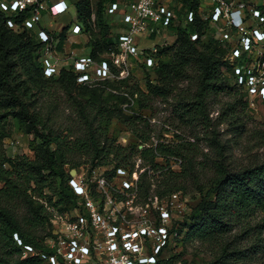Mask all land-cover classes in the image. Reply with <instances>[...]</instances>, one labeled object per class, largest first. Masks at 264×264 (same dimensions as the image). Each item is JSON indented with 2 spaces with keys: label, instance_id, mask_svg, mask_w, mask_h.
I'll return each instance as SVG.
<instances>
[{
  "label": "trees",
  "instance_id": "trees-1",
  "mask_svg": "<svg viewBox=\"0 0 264 264\" xmlns=\"http://www.w3.org/2000/svg\"><path fill=\"white\" fill-rule=\"evenodd\" d=\"M118 2L121 1L112 0V4ZM180 2L182 19L190 12L194 13L195 19L192 23L186 22V28H175L179 46L171 49V56L167 60L158 63L155 59L156 66L150 69L157 67L158 80L156 84L149 81L147 92L139 91L136 102L137 109L143 111L150 109L153 100L167 101L176 84L190 79L189 70L198 67L200 75L196 94L186 104H181L182 116L196 122L209 117V100L213 95L224 94L236 87L231 88L222 67L231 70L234 77L236 74L235 68L222 60L218 43L212 37H208L206 42L201 41L212 26L210 20L205 21L198 16L202 1ZM258 9L264 16V6ZM108 10L107 14L110 15ZM91 13V1L78 0L76 14L83 26L89 24ZM26 15L24 13L22 18ZM100 15H103L102 10ZM6 20L7 15L0 11V94L7 95L0 99V109H10L8 116L28 124L31 133L41 142V149L37 158L31 160L24 155L8 157L0 147V264H48L42 257L52 254L47 241L54 238L53 230L46 232V226L53 217L48 207L61 208L68 202L64 214L78 207L80 201L69 183L71 171L89 164L95 167L115 163L112 172L130 165L131 169L126 170L133 173L131 160L135 156L143 162L142 168L145 169L137 184L141 202L147 203L155 196L163 199L176 192L195 190L200 193L201 202L194 208L198 218L190 228L188 238L216 244L212 264H253L257 260L263 249L260 244L262 240L258 238L252 243L254 236L250 229H246L245 222L249 223L258 213L264 214V162L232 168L224 162L223 156L220 160L206 159L208 156L200 144L190 140L176 145H150L151 131L134 125H131L133 134L143 148L124 147L110 137V118L108 120L105 111L98 108L94 114L80 106L79 123L65 127L59 125L56 121L59 116L52 109L46 112L45 105L40 106V98L36 99L27 82L22 80L18 61L25 60L28 64L40 66L41 84L60 82L75 89L85 88V85L78 83L73 66L69 70H61L58 79L55 76L46 77L44 63L38 62L46 44L39 40L38 30L13 31L8 29ZM43 22L40 29L46 31ZM69 25L57 34L46 31L53 42L57 41L56 49L59 52L64 51ZM173 26L174 23L169 29ZM108 30V26H104L105 34ZM105 34L101 38L103 44L95 45L89 54L97 62L105 59L106 56L98 58L97 52L104 51L107 45L119 49L120 34L114 38ZM192 35H198V39L193 41ZM152 38L155 39L156 35ZM105 40L107 45H104ZM236 65H241L240 61ZM105 82L110 84L108 80ZM116 116L125 120L120 113ZM4 118H7L6 115ZM160 161L165 162V166L160 165ZM172 162H176L178 171L172 170ZM47 191H54L58 196L54 204L52 199L49 200V206L41 203L47 199ZM259 229L264 231V226ZM25 246L33 248L36 255L24 257Z\"/></svg>",
  "mask_w": 264,
  "mask_h": 264
},
{
  "label": "rangeland",
  "instance_id": "rangeland-1",
  "mask_svg": "<svg viewBox=\"0 0 264 264\" xmlns=\"http://www.w3.org/2000/svg\"><path fill=\"white\" fill-rule=\"evenodd\" d=\"M68 1L72 8L70 14L64 17L53 16L49 23L53 24L56 29L62 25L70 24L67 34L68 45L70 47L72 43L78 46V48H75L72 45L70 49L67 48L66 51L59 52L56 49L57 41L54 43L55 47L52 52L53 57L59 63V73L63 69H70L74 61L73 58L90 54L95 45L103 44L101 38L105 34L104 26L109 28L108 33L105 35L112 38L120 34L124 28L120 21V13L114 16L107 14L112 0H90L92 13L87 27L83 26L77 19L76 4L78 0ZM120 1L124 2L123 0ZM163 1L169 2L180 18L174 22L172 29L163 31L155 39L152 36L149 38L143 37L140 41L142 49L155 48V51H149L148 54L156 59L158 63L161 60H167L171 56V49L179 46L177 42L178 34L175 28L179 26L181 28L187 27L185 15L182 19L179 12L182 2L180 0ZM244 2L251 6H264V0H244ZM100 10L103 12L102 16ZM201 10L199 9L198 16L205 21L209 20L210 11H206L204 7ZM242 18H244L243 30L239 28L240 24H238V27H231L229 22L223 20L220 23L211 24L208 33L201 39L202 42H206L208 37H212L218 43L222 60L229 63L233 69L237 66L236 61L232 58V49L239 47L243 37L251 36L254 29L264 32V23L258 24V21L251 20L248 10ZM46 23V20H44L43 25L45 26ZM234 28H238V30H234ZM53 34L57 33L53 32ZM104 45H107L106 40ZM107 46L104 51L97 52L98 58L101 59L112 53H121L117 47ZM251 56L254 64L245 69L247 71L244 75L246 76L255 69L256 75H264V41L254 43ZM38 62H43L42 50ZM144 62L142 56L138 59H129L122 76L120 71H113L114 78L108 80L110 84L106 82L87 84L85 88L78 87L77 89L60 82L51 83L50 85L41 84L39 79L40 66L28 64V61L25 60L18 61V71L22 80L27 82L31 92L36 95V99L40 98V106L44 104L46 112L49 109L54 110L56 116H59L56 120L57 123L63 127L74 126V123H79L77 120L81 116L80 106L94 114H96L98 108V110L105 111L108 120L110 118V137L116 140L117 144L124 147H135L137 150L143 148L141 142L133 134L131 125H134L151 131L150 145L161 143L176 145L190 140L200 144L204 153L208 156L206 159L220 160L223 156L224 162L232 168H244L264 162V97L250 95L248 86L241 83L235 69L236 77L233 76L231 70L228 71L222 67L224 76L231 82V88L234 85L236 87L224 94L213 95L209 100V117H203L199 121L193 122L188 117L182 116L181 104H186L189 98L196 94L200 75L198 67L189 70L190 79L176 84L170 99L167 101L153 100L150 103V109L139 111L136 102L138 92H147L148 82L156 84L159 77L157 67L156 69H150L145 66ZM59 73L55 76L56 79H58ZM6 96L0 94V99ZM15 110L18 112V108ZM9 111L10 109H0V147L8 157L13 158L24 155L31 160H35L41 149V142L31 133L28 124L19 118L8 116ZM117 113H120L125 120L118 119ZM5 115L7 118H4ZM136 118L139 119L136 120ZM200 160L203 161V159ZM131 164H134V171L138 170V173L141 172L140 170H145L142 168L143 162L138 156L133 157ZM160 165L165 166V162L160 161ZM171 165L173 171L179 170L176 162H172ZM113 166H115V163L104 166L96 165L95 167L89 164L84 167L91 171L97 170L100 174L105 171V167L109 170ZM126 169H131L130 165ZM80 170L81 168L76 171L81 174ZM78 173L74 177H77ZM83 179H85L84 182L88 180L85 176ZM46 194L47 199L41 201L46 206L50 205L49 200L51 199L53 204L58 201V196L54 191H47ZM185 194L187 209L184 213H179L173 221L175 227H179L180 239L166 248L161 256V262L162 264H212L215 261L216 244L188 238V232L195 225L198 218L194 208L200 204L201 195L195 190H190ZM67 203H64L61 208L51 205L48 207L51 214H53L52 220H54V217L62 215ZM262 226H264V214L261 213L256 214L249 223L245 222L246 229H250L254 236L252 243H255L258 238L262 240L260 244L263 249L253 264H264V231L259 229ZM46 228L47 233L50 230L52 232V221L49 222Z\"/></svg>",
  "mask_w": 264,
  "mask_h": 264
},
{
  "label": "built area",
  "instance_id": "built-area-1",
  "mask_svg": "<svg viewBox=\"0 0 264 264\" xmlns=\"http://www.w3.org/2000/svg\"><path fill=\"white\" fill-rule=\"evenodd\" d=\"M202 7L210 11L211 24L229 22L231 27L243 30V14L250 12V19L264 23V16L258 9L244 0H201ZM71 8L65 0H0V11L7 15L6 25L13 31L38 30L39 40L46 44L43 50L44 74L51 78L59 73V63L53 57L54 42L50 35L40 29L43 13L58 17L67 14ZM26 13L25 18L22 15ZM108 13H120V54L106 55L102 61H95L89 54L73 58L74 72L82 85L105 82L114 78L113 69L123 75L129 59L143 57L147 67L156 65L148 51L142 49L143 37L160 35L169 30L178 15L169 2L163 0H127L112 4ZM195 19L193 12L186 15V22ZM238 30V28H236ZM198 35H192V40ZM264 41V32L254 29L251 36L243 37L239 47L232 49V58L241 65L235 71L242 84L248 86L250 95L264 97V75L252 70L246 77V68L253 65L251 56L254 43ZM259 78V79H258ZM259 80H261L259 82ZM139 169V166H138ZM101 170V167H100ZM103 173L82 167L77 177H72L70 186L80 198L78 207L69 213L54 217V238L47 241L52 251L42 255L48 264H162L161 256L166 248L180 239L179 227L173 221L184 213L187 197L176 192L164 199L150 198L141 202L138 192V170L130 173L124 168ZM75 171V170H73ZM72 171V172H73ZM107 171H109L107 173ZM76 173V174H77ZM88 179L84 182L85 179ZM17 239V238H16ZM20 243V241H19ZM36 255V251L25 246L24 257Z\"/></svg>",
  "mask_w": 264,
  "mask_h": 264
},
{
  "label": "crops",
  "instance_id": "crops-1",
  "mask_svg": "<svg viewBox=\"0 0 264 264\" xmlns=\"http://www.w3.org/2000/svg\"><path fill=\"white\" fill-rule=\"evenodd\" d=\"M56 1H58V0H52V2H56ZM66 2H69L68 0H65ZM71 10H72V8H70V10H69V12L67 13V14H64V15H61V16H59V17H64V16H67V15H69L70 14V12H71ZM46 15L44 16V20H46V25L44 26L45 28H46V31L47 32H51V33H53V32H55V33H59V32H61V30H62V28L63 27H65V26H67V25H62V26H60L58 29H56L54 26H53V24H49L50 22H51V20H52V18H53V16L49 13V12H46L45 13ZM55 43V42H54ZM72 43L70 44V47H69V45H68V41L66 42V44H65V46H64V50L66 51L67 50V48H71L72 47ZM73 46H77V44L76 45H73ZM55 47V46H54Z\"/></svg>",
  "mask_w": 264,
  "mask_h": 264
},
{
  "label": "water",
  "instance_id": "water-1",
  "mask_svg": "<svg viewBox=\"0 0 264 264\" xmlns=\"http://www.w3.org/2000/svg\"><path fill=\"white\" fill-rule=\"evenodd\" d=\"M77 173V171L75 170V171H73V172H71V177H74V175Z\"/></svg>",
  "mask_w": 264,
  "mask_h": 264
}]
</instances>
